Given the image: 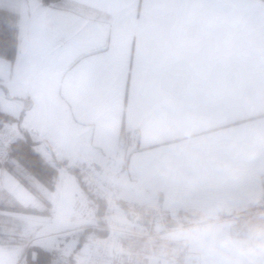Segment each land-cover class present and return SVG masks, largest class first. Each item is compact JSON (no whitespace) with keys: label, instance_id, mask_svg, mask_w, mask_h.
Listing matches in <instances>:
<instances>
[{"label":"crops","instance_id":"1","mask_svg":"<svg viewBox=\"0 0 264 264\" xmlns=\"http://www.w3.org/2000/svg\"><path fill=\"white\" fill-rule=\"evenodd\" d=\"M0 11L16 18L0 111L25 108L0 164V264L56 247L79 263L94 206L58 162L117 183V216L146 218L181 264H264L240 232L264 212V0H0ZM179 211L193 225L162 232L158 216Z\"/></svg>","mask_w":264,"mask_h":264},{"label":"built area","instance_id":"2","mask_svg":"<svg viewBox=\"0 0 264 264\" xmlns=\"http://www.w3.org/2000/svg\"><path fill=\"white\" fill-rule=\"evenodd\" d=\"M18 138L19 130L15 125L7 124L0 129V164L8 159ZM75 168L78 177L87 184L92 198L103 204L102 223L97 228L103 235L97 231L88 235V253L78 264H109L111 260L131 264L135 254L126 249L125 238L143 241L148 249L143 258L148 261L157 260L151 230L117 216V206L122 197L121 187L89 164L79 163ZM47 257L46 264H73L76 261L64 247L49 250ZM16 264L29 262L26 256H21Z\"/></svg>","mask_w":264,"mask_h":264},{"label":"trees","instance_id":"3","mask_svg":"<svg viewBox=\"0 0 264 264\" xmlns=\"http://www.w3.org/2000/svg\"><path fill=\"white\" fill-rule=\"evenodd\" d=\"M60 1L61 0H40L43 6H51V5L59 3ZM15 20L16 18L14 16L7 14V12L0 11V57L6 58V59L7 58L12 59L14 56V42H15L14 36H15L16 27H12L10 23L15 22ZM7 41H9L10 43ZM24 113H25V108L21 112L18 118H12L10 116L3 114L0 111V125L4 123H7V124H14L17 122L19 123ZM56 166L65 168L69 173L74 174L77 177L81 188L85 192V195L92 202L94 206V217L96 219V227H92L91 231L92 232L97 231L98 226H100V224L102 223V215H103L102 202H96L92 199V196L90 195L88 187L82 182V180H80V177L76 175L74 168L67 166L65 162H58ZM54 183H55V179L51 180L50 182H45V185L48 189L51 190L54 186ZM20 211L26 212V213L32 212V210H28V209H21ZM158 218H159L158 222H160L162 232L188 228L193 225L190 220L191 215L187 211H179L175 215L164 213L162 215H159ZM140 224L148 226V228L152 230L151 228L152 225L149 224L146 218L140 219ZM99 234L103 235V233L101 232H99ZM125 245H126V242H125ZM31 252H35L36 256H35L34 261H30L27 258L29 264H46L47 263L48 257H47L46 252H43L42 250H38L35 248L31 249L30 253Z\"/></svg>","mask_w":264,"mask_h":264},{"label":"rangeland","instance_id":"4","mask_svg":"<svg viewBox=\"0 0 264 264\" xmlns=\"http://www.w3.org/2000/svg\"><path fill=\"white\" fill-rule=\"evenodd\" d=\"M5 125H7V123L0 125V129ZM94 201H96V200H94ZM96 202H99V201H96ZM91 213H92V211H91ZM90 224L93 227L96 226V219L94 218V216L92 214H91ZM240 227H241L240 232H241V234L244 233L245 242L247 245H249L248 248H250L252 250L253 254L258 253V255L253 256V260L261 259L262 256H260L259 254L260 253L264 254V212L255 213V214L253 213V215H251L249 218H247V220L243 224H240ZM138 241L133 240L131 238H125L126 249L135 254L131 264H181V262L183 261V260H181V258H183V257L180 255L178 250H177L178 253H175L172 251L162 252L156 248L155 242H153V249H154L155 253L158 255V259L157 260L153 259L152 261H148L147 259H142V258L140 259L141 255L145 251H147V249L145 250V248L143 246H140ZM29 244L37 245L38 241L33 239V240H30ZM167 247L172 248L174 246L169 245ZM64 248H67L72 253V248H68V247H64ZM87 253H88V239H87V242L84 244V246L81 248V250L79 252H77V256H79V258H78L79 261L81 259H84V257L86 256ZM34 260H35V257L33 258L32 261H34ZM112 261H114V260H111L109 262V264ZM115 262H117V261H114V264H115ZM116 264H122V263L118 262Z\"/></svg>","mask_w":264,"mask_h":264}]
</instances>
